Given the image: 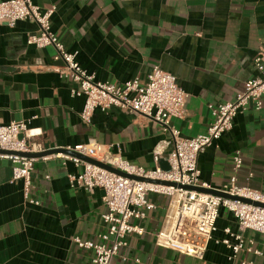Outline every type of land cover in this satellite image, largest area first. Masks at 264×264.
<instances>
[{"label":"crops","instance_id":"obj_1","mask_svg":"<svg viewBox=\"0 0 264 264\" xmlns=\"http://www.w3.org/2000/svg\"><path fill=\"white\" fill-rule=\"evenodd\" d=\"M1 1V0H0ZM55 7L53 31L68 51L98 81H143L155 66L173 73L188 93L184 119H172L185 137L207 130L220 103L234 99L258 75L254 59L264 49V0H32ZM37 25L29 20L0 26V124L25 120L41 131L34 140L47 150L99 142L113 154L147 168L168 169L167 154L155 162L153 151L166 135L160 123L121 109H97L92 122L81 119L85 98L54 60L53 47L28 44ZM63 149V150H62ZM242 156L235 168L234 156ZM201 181L219 189L231 177L239 186L264 193V103L240 112L232 129L199 156ZM72 162L39 161L32 173L30 197L22 180L11 181V162L0 159V264H92L94 252L80 248L74 237L102 241L106 230L104 191L72 188ZM157 207L143 220H132L144 234L127 236L113 259L124 264H239L229 261L221 242L224 229L238 230L234 216L221 209L217 230L203 259L156 244L164 225L167 196L150 194ZM254 247L261 236L245 231ZM247 259L262 258L246 254Z\"/></svg>","mask_w":264,"mask_h":264},{"label":"built area","instance_id":"obj_2","mask_svg":"<svg viewBox=\"0 0 264 264\" xmlns=\"http://www.w3.org/2000/svg\"><path fill=\"white\" fill-rule=\"evenodd\" d=\"M55 10V7L44 9L32 0H1L0 26L14 27L19 21L25 20L37 25V31L29 35L28 44L55 49L54 60L64 64V74L78 85L71 88L72 96L85 98L80 113L85 123L92 122L97 109L108 112L113 108L145 115L160 123L166 136L156 145L153 151L154 160L158 162L170 148L166 158L169 168L163 169L158 165L147 168L132 163L119 153L113 154L108 146L99 142L81 143L67 147L65 152L30 157L26 154L40 153L47 149L41 142L34 140L42 134L41 131L30 128L27 121L19 120L0 124V159L11 162V181L22 180L25 198L38 205L39 201L30 197L35 164L59 159L64 165L72 162L77 169L76 173L68 176L72 188L88 191L100 188L104 191L106 211L102 214V220L106 230L98 235L102 241L74 237V242L80 248L94 252L92 264H124L125 257L118 263H114L113 259L127 245V236L144 234V228L131 221L145 219L148 211L157 207L149 199L150 194L169 198L164 225L156 235L158 246L203 259L217 230L220 210L226 209L238 223V230L225 228V236L217 241L230 250L228 260L238 261L239 264H264V206L242 200L264 204L262 191L239 186L236 176L218 189L231 197L186 188H211L201 181L200 154L229 132L235 117L249 105H254L257 110L263 108L264 49H260L254 59L258 75L251 78L234 99L217 105L214 118L204 133L185 137L172 123V119L185 118L188 93L173 73L155 66L145 81L140 77L121 84L96 80L95 75L88 73L78 61L79 51H68L53 31L52 17ZM73 153L92 158L132 177L83 160ZM234 163L235 168L242 165L239 151L234 156ZM248 230L260 234L262 248L254 247L253 241L246 239L244 233ZM248 253L262 258V262L240 257Z\"/></svg>","mask_w":264,"mask_h":264},{"label":"water","instance_id":"obj_3","mask_svg":"<svg viewBox=\"0 0 264 264\" xmlns=\"http://www.w3.org/2000/svg\"><path fill=\"white\" fill-rule=\"evenodd\" d=\"M63 150V149H62ZM61 151L60 149H51V150H47V151H44V152H40V153H27L26 155L27 156H30V157H40V156H43V155H46V154H50V153H56V152H59ZM1 152V151H0ZM75 155H78L76 153H73ZM80 156L83 160H86V161H89V162H92L94 164H98V165H101V166H104L105 168L111 170V171H114L120 175H123V176H127V177H132L126 173H123L121 171H118L114 168H112L111 166H108V165H104V164H101L99 162H97L96 160L92 159V158H88V157H85V156H81V155H78ZM134 178V177H133ZM140 180H145V179H140ZM164 184H170V183H164ZM188 189H191V190H198L200 192H205V193H210V194H214V195H217V196H222V197H231L229 194H226V193H223L217 189H211V188H202V187H186ZM233 198H236V197H233ZM243 201H246V202H250V203H253L255 205H260V206H264V204L262 203H259V202H253L251 200H248V199H242Z\"/></svg>","mask_w":264,"mask_h":264}]
</instances>
